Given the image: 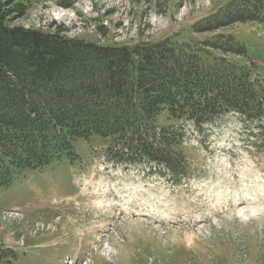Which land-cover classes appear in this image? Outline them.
I'll return each instance as SVG.
<instances>
[{"label": "rangeland", "instance_id": "1", "mask_svg": "<svg viewBox=\"0 0 264 264\" xmlns=\"http://www.w3.org/2000/svg\"><path fill=\"white\" fill-rule=\"evenodd\" d=\"M255 3L263 17L264 0H27L10 22L103 45L168 40L244 67L264 93V25L246 17ZM240 115L201 128L181 118L175 174L136 148L109 154L112 138L97 134L22 170L0 187V264H264V135Z\"/></svg>", "mask_w": 264, "mask_h": 264}, {"label": "trees", "instance_id": "2", "mask_svg": "<svg viewBox=\"0 0 264 264\" xmlns=\"http://www.w3.org/2000/svg\"><path fill=\"white\" fill-rule=\"evenodd\" d=\"M26 1L0 0V187L94 134L112 138L109 154L136 148L173 174L185 161L183 117L203 126L235 111L246 126L258 118L264 135V93L244 67L204 62L168 40L103 45L13 25ZM252 7L246 17L258 19L261 6Z\"/></svg>", "mask_w": 264, "mask_h": 264}, {"label": "bare ground", "instance_id": "3", "mask_svg": "<svg viewBox=\"0 0 264 264\" xmlns=\"http://www.w3.org/2000/svg\"><path fill=\"white\" fill-rule=\"evenodd\" d=\"M105 192H107V191H105ZM111 194V193H110ZM90 202V201H89ZM141 203V202H140ZM98 204L102 207V210H104L103 208H107L108 207V205H107V203H105V201H98ZM109 204V203H108ZM159 205V204H158ZM142 206V205H141ZM172 209V208H171ZM171 215H172V213H171ZM156 216V215H155ZM174 216V215H173ZM152 219V218H151ZM166 223V222H165Z\"/></svg>", "mask_w": 264, "mask_h": 264}]
</instances>
